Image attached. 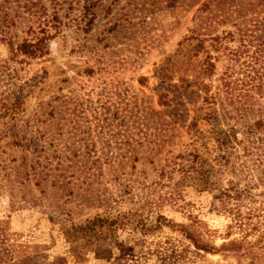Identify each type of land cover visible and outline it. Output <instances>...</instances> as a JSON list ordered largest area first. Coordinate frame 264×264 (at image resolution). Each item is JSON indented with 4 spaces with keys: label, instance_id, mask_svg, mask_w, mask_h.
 <instances>
[{
    "label": "rangeland",
    "instance_id": "1",
    "mask_svg": "<svg viewBox=\"0 0 264 264\" xmlns=\"http://www.w3.org/2000/svg\"><path fill=\"white\" fill-rule=\"evenodd\" d=\"M85 2L45 0L20 22L0 0V258L21 246L28 264H249L229 246L258 234L264 0ZM44 20V52H18ZM205 59L214 69L197 75ZM231 186L239 198H216ZM118 215L108 258L71 251L72 226ZM158 215L171 225L136 228Z\"/></svg>",
    "mask_w": 264,
    "mask_h": 264
},
{
    "label": "trees",
    "instance_id": "2",
    "mask_svg": "<svg viewBox=\"0 0 264 264\" xmlns=\"http://www.w3.org/2000/svg\"><path fill=\"white\" fill-rule=\"evenodd\" d=\"M49 1V0H46ZM54 1V0H51ZM17 8L22 9V12L18 11L16 14V19L21 22V20H25L26 18L37 16V18H41V15L45 13V0H16ZM84 8L88 10L87 0L85 2ZM38 6L40 8L38 11H43L42 14H38V11H34ZM56 5L53 6L55 8ZM25 12L28 16H25ZM37 14V15H35ZM26 17V18H25ZM16 19L13 20L11 23L14 25L17 23ZM93 21V17L91 19ZM46 24L43 27H40L41 24H37L36 28L39 31V35L32 36V39H23L19 44H17L16 49L18 52L22 53L23 55L33 57L38 52L43 53L44 49L48 46L49 41L52 39L50 32L47 29V24L49 21H45ZM36 23H32L31 26L28 28L30 30ZM187 41L190 43V47L192 50V55L197 56L201 50L203 49V40L200 39V34L196 30L191 31V35L186 38ZM191 41H194L191 42ZM191 55V56H192ZM206 63V64H205ZM203 64V65H202ZM200 71H198L197 75L208 74V72H212L214 69V64L206 60L201 63ZM262 75L258 77V87L256 90L259 89L261 91L263 80ZM16 104H13L11 108H15ZM5 110H8L7 107ZM258 127H262L264 125L263 120H259L255 124ZM242 142H240L241 144ZM221 146H225V149L229 148L228 145H232L231 140H226L220 144ZM245 151V150H244ZM248 153V152H245ZM261 176L258 177V186L261 187V191L258 194L260 200L258 205L254 208L253 214L250 217V220L253 221V228L258 233L257 238L254 242H238L229 246L230 251L236 253L238 258H246L250 260L249 264H256V263H264V172L259 173ZM199 181L198 186L202 190H210L212 189L213 184L209 181L208 173L201 172L198 175ZM254 188H257L256 184H253ZM242 195V192L235 189L234 186L221 189L218 191V195L216 196L217 199L224 202L225 200H230L233 198H239ZM125 218L124 215H118L114 220H105L101 217H94L91 220L86 221L83 224L72 226L67 231V237L70 243L71 251L77 255H81L82 251L94 252L97 255H107L106 258L109 257L112 248L117 247V233L119 230H123L124 224L123 219ZM169 226L171 222L168 221L164 216L158 215L154 224H147L143 221H138L136 223V228L142 234H147L152 230L158 229L161 226ZM192 239V238H190ZM193 240V239H192ZM6 241V240H5ZM194 241V240H193ZM0 242L4 244V240L0 239ZM196 243V242H194ZM198 245L199 249L203 247L201 244ZM13 249V248H12ZM26 247L19 246V250L13 249L10 250L6 254V258H0V264H28L29 262V253L25 251ZM101 257V256H100Z\"/></svg>",
    "mask_w": 264,
    "mask_h": 264
}]
</instances>
